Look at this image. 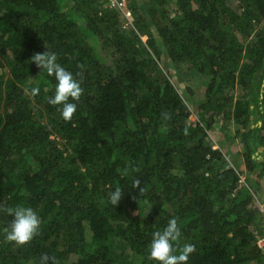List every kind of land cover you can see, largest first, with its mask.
I'll list each match as a JSON object with an SVG mask.
<instances>
[{"label":"trees","instance_id":"16d2710c","mask_svg":"<svg viewBox=\"0 0 264 264\" xmlns=\"http://www.w3.org/2000/svg\"><path fill=\"white\" fill-rule=\"evenodd\" d=\"M47 49L83 89L71 121ZM263 186L264 0H0V264H156L171 218L188 264H264ZM17 206L41 221L22 245Z\"/></svg>","mask_w":264,"mask_h":264},{"label":"clouds","instance_id":"9594fccd","mask_svg":"<svg viewBox=\"0 0 264 264\" xmlns=\"http://www.w3.org/2000/svg\"><path fill=\"white\" fill-rule=\"evenodd\" d=\"M36 66L43 70L49 77L55 80L54 95L48 98V103L59 106L60 115L65 121H71L76 111L83 89L80 82L73 77V74L57 62L55 52L46 50L43 53H36L31 57ZM33 95L39 93V88H33ZM121 198V191L111 193L109 199L112 204L117 205ZM13 217L9 224L7 239L22 245L33 239L39 232L41 221L39 215L31 207L17 206L7 210ZM181 237V230L175 218L169 219L163 230L153 232L148 251V259L156 264H188L190 254L194 251V245L186 243L177 248L173 242H178ZM52 258L44 255L41 257V264H49Z\"/></svg>","mask_w":264,"mask_h":264},{"label":"rangeland","instance_id":"374dc122","mask_svg":"<svg viewBox=\"0 0 264 264\" xmlns=\"http://www.w3.org/2000/svg\"><path fill=\"white\" fill-rule=\"evenodd\" d=\"M124 22H125L124 25H126V26L128 25V23H130V24L132 23L131 18H127V21L124 19ZM176 79H177V76L173 77V82H175L177 87L180 88V91H181L183 97L188 98V95H189V96H193V98H198L203 94L204 89L203 88L198 89V87L195 85L197 80L195 82L194 79H191V80H189V82H186V83L180 82L178 84L177 83L178 80H176ZM189 85H190V87H189ZM215 134L217 135V139H218V137L221 139L225 138L224 133H222V132H215ZM226 146H227L226 149H228V152L235 153L236 150H239L240 145H237L234 142H230L229 144L226 143ZM232 160L234 161V158H232ZM235 165H236V163H235ZM237 166L239 167L240 163H238ZM263 191H264V186H263V189L261 190V192H259L257 194L259 200H257L256 205L261 211L263 209V212H264V192Z\"/></svg>","mask_w":264,"mask_h":264},{"label":"built area","instance_id":"2783aa9c","mask_svg":"<svg viewBox=\"0 0 264 264\" xmlns=\"http://www.w3.org/2000/svg\"><path fill=\"white\" fill-rule=\"evenodd\" d=\"M119 6H121V3H118ZM262 209V208H261ZM262 212H263V209H262ZM264 213V212H263ZM258 245L260 247H264V235L262 237L259 238L258 240Z\"/></svg>","mask_w":264,"mask_h":264},{"label":"water","instance_id":"95a60500","mask_svg":"<svg viewBox=\"0 0 264 264\" xmlns=\"http://www.w3.org/2000/svg\"><path fill=\"white\" fill-rule=\"evenodd\" d=\"M150 208H151V207L149 206L147 212H149Z\"/></svg>","mask_w":264,"mask_h":264},{"label":"crops","instance_id":"0c3cea01","mask_svg":"<svg viewBox=\"0 0 264 264\" xmlns=\"http://www.w3.org/2000/svg\"><path fill=\"white\" fill-rule=\"evenodd\" d=\"M264 192V191H263Z\"/></svg>","mask_w":264,"mask_h":264}]
</instances>
